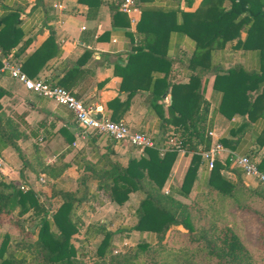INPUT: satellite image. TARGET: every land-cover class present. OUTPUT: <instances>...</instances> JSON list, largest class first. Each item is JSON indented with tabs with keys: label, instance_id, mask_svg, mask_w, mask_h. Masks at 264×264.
<instances>
[{
	"label": "crops",
	"instance_id": "crops-1",
	"mask_svg": "<svg viewBox=\"0 0 264 264\" xmlns=\"http://www.w3.org/2000/svg\"><path fill=\"white\" fill-rule=\"evenodd\" d=\"M120 1L0 0V28L7 15L14 13L17 16L16 34L13 37L16 45L8 55L20 61L21 68L26 63L29 76L63 86L79 99L100 104L104 114L112 120L114 114L117 118L114 120H122L134 130L149 133L153 140L162 145L160 154L166 150H176L177 155L163 191H171L182 202L189 203L197 191L208 187L211 170L201 159L188 198L176 193L193 152L189 143L179 149L169 144L171 138L177 142L175 137L180 134V130L175 125L176 116L169 114L168 107L173 95L181 98L186 95L190 76L199 75L200 78L199 94L208 107L205 124L213 132L211 143L219 142L224 147L216 159L224 164L229 160V153L235 152L249 155L259 164L264 157V142H259L264 133V116L249 120L246 114L224 115L219 109L222 92L215 90L213 83L216 74L226 73L237 66L259 75L264 74V56L261 52L235 46L236 39L227 41L223 48L212 51L210 65L205 69L191 62L197 49L196 41L180 28L184 13L196 12L201 8L202 0H135V7L130 14L119 9ZM54 3L60 7H54ZM222 6L225 10L229 9L230 0H224ZM116 12L122 15H116ZM142 12L145 18L141 21ZM154 32L160 33V39ZM245 35L242 30L240 40ZM49 37L52 44L47 52L55 47L52 57L47 60L41 56L32 59L35 50ZM2 43L8 44L10 39L4 36ZM149 48H153L156 53H152ZM140 49L157 57L153 58L156 61L151 62L147 56H142L144 61L149 60V65L147 63L142 68L137 62L129 64V56ZM2 54L0 47V59L7 56ZM151 63H154L153 68ZM141 72L151 76L152 81L164 79L165 84H168L157 100L162 110L151 104L150 86H140L128 98L129 91L123 85L126 88L133 84L146 85V78L143 81L136 80L137 74ZM114 98H118L121 104L113 108V113L107 103ZM13 144L32 165L37 162L54 165L62 172L56 177L43 172L36 174L29 167H24ZM143 154L142 149L85 133L66 107L26 90L0 69V182L35 191L48 211L47 218L52 219V213L63 202L60 193L63 190V193L81 199L73 208V217L78 221L79 232L82 220L88 216V220H85L88 224L82 230L85 238L103 237L97 233L100 224H106V228L113 231L110 226L115 220H125L115 230L118 234L125 231L119 237L123 243L135 236L138 239L152 234L155 236L152 232L130 230L138 219L136 209L143 198L140 192H131L128 200L119 205L111 201L109 192L104 190L103 186L109 184L100 185L99 175L102 171L125 167L129 160L139 159ZM226 166L221 169V174L230 180L235 178V170L250 188L261 183L245 175L230 160ZM108 182V179L105 180V183ZM94 198L102 199L97 200L99 206L80 207L82 204H91ZM127 208L128 212H133V215L129 214L131 218L125 214L122 216ZM104 212L108 218L99 223ZM22 219L28 230L26 221L35 223L34 229L30 231L34 233L33 239L36 238L39 217L28 212ZM132 221H135L134 224ZM5 234L10 237L11 249L17 251L16 245L14 248L11 245V238L18 234V230L7 220L0 225V245ZM17 253L20 255L25 252Z\"/></svg>",
	"mask_w": 264,
	"mask_h": 264
},
{
	"label": "trees",
	"instance_id": "trees-1",
	"mask_svg": "<svg viewBox=\"0 0 264 264\" xmlns=\"http://www.w3.org/2000/svg\"><path fill=\"white\" fill-rule=\"evenodd\" d=\"M223 2L224 0H202L201 8L196 12L184 13L180 26L196 41L197 49L191 62L205 69L211 62L212 51L223 48L227 41L235 39V46L244 50L258 49L264 56V0H230L231 6L227 10L222 6ZM116 13L122 15L120 12ZM142 13L141 21L145 18V13ZM2 22L0 43L3 44L4 36H7V40L10 39V43L0 47L2 55H8L16 45L13 37L16 34L17 16L9 14ZM138 25L140 26V22ZM242 30L246 35L240 40ZM153 34L160 39L159 32ZM51 44L52 39L49 37L47 42L35 50L32 59L41 56L47 60L52 57L55 47L47 52ZM149 49L156 53L153 48ZM142 56H147L151 62L156 61L153 59L154 55L140 49L129 56L128 63L137 62L143 68L149 60L144 61ZM153 64L151 63V68L154 67ZM1 66L0 59V68ZM22 71L27 74L26 63L22 65ZM145 78L146 85L133 84L129 88L123 85L129 91L128 98L140 86H150L151 104L162 110L157 100L168 84H165L164 79L156 78L152 81L151 76H145L143 72L136 76L138 81ZM124 79L123 75V83ZM189 79L186 95L182 98L173 95L168 107L169 114L176 116L175 125L180 130V134H175L176 141L182 143V148L189 143L193 152L181 186L176 192L184 198H188L191 191L201 152L211 145V137L208 135L210 126L205 124L208 107L199 94V75L190 76ZM213 88L222 92L219 109L224 115L231 117L236 113L246 114L249 120L264 116V74L259 75L237 66L226 73L216 74ZM107 104L113 110L121 103L118 98H114ZM114 119L117 118L113 114ZM259 142H264V133ZM13 145L23 160L24 167H29L36 174L43 172L56 177L62 172V169H57L54 165L38 162L32 165L17 145ZM199 145L201 148H198ZM161 146L154 140L152 147L142 149L144 154L139 159H131L125 167L104 170L99 175L100 185L109 184L107 187L103 186L104 190L109 192L111 201L119 205L128 200L131 192L142 194L143 198L136 209L138 219L130 230L152 232L155 234V242H138L125 253H111L106 260L105 253L110 247L112 233L106 228V224H100L97 233L102 234L103 238L97 247V255L101 261L95 264H264V183L250 188L235 170V178L230 180L221 174V169L227 167L230 159L224 164L216 159L209 173L208 187L197 191L189 203L182 202L171 191H163L177 151L166 150L160 154ZM257 165L264 171V157ZM107 179L109 182L105 183ZM61 195L63 202L52 213V219H49L48 211L35 191L0 182V222L6 216L7 221L23 236L15 242L17 251H14L10 247V237L5 234L0 245V264H84L72 241L73 235L78 232V221L73 217V208L81 199L67 192H62ZM28 212L39 217L38 233L34 239V233L25 228L22 219ZM254 223L260 226L250 236L248 227ZM18 251L25 253L19 255Z\"/></svg>",
	"mask_w": 264,
	"mask_h": 264
},
{
	"label": "built area",
	"instance_id": "built-area-1",
	"mask_svg": "<svg viewBox=\"0 0 264 264\" xmlns=\"http://www.w3.org/2000/svg\"><path fill=\"white\" fill-rule=\"evenodd\" d=\"M54 7H60V5L54 3ZM134 7L135 0H121L119 4V9L127 14H130ZM1 61V71L7 72L11 78L21 83L26 90L66 107L73 113L75 122L85 133L95 134L139 149L154 145L153 137L149 133L134 130L122 120L114 121L110 119L104 114V109L100 104L79 99L72 91L56 83L27 76L22 71L21 62L12 55L3 56ZM208 135L212 136L213 132L209 131ZM169 144L177 149L180 148V143L175 142L172 138L169 140ZM223 150L222 144L214 142L207 150L202 151L200 156L207 163L208 168L211 169L217 156ZM228 156L231 163L240 168L245 175L264 183V171L260 170L257 163L248 155L232 152Z\"/></svg>",
	"mask_w": 264,
	"mask_h": 264
},
{
	"label": "rangeland",
	"instance_id": "rangeland-1",
	"mask_svg": "<svg viewBox=\"0 0 264 264\" xmlns=\"http://www.w3.org/2000/svg\"><path fill=\"white\" fill-rule=\"evenodd\" d=\"M95 135V134H93ZM97 136V135H95ZM46 186V185H44ZM62 193L63 190H60ZM79 196V195H77ZM101 198H104L103 195H101ZM99 201H101L102 199H97ZM95 198L92 199V203H94L95 205L89 204V205H84L82 204L80 207H84V206H99L98 201ZM55 205V204H54ZM79 207V208H80ZM133 208V205L131 206ZM86 211H88L86 209ZM85 211V212H86ZM122 214V213H121ZM128 215L126 217L131 218L130 215H133V212H131V210L128 212V208L126 209L125 213L122 214V216ZM135 215V214H134ZM101 221H98L99 223H103L102 221L105 218H108V214L106 212H104V214L101 215ZM7 218L6 216H4L3 221L0 222V225H2V223L6 222ZM82 220V219H81ZM86 221L88 220V216L87 219H85ZM85 220H82V225H80V231L76 234L73 235V244L76 246L77 250V254H79V258L80 260H82L84 262V264H95L97 262L101 261V258L97 255V247L100 244L99 242H101L102 238L101 236H99L98 238H85L83 236V232L82 230H85L86 228V224H88V222H86ZM131 220V219H130ZM125 220H115L111 223L112 230L110 231L112 233L111 235V239H110V244L109 246H113V248L108 247V250L105 253V259L108 260V257L111 253L113 254H117V253H125L129 248L134 247L138 242L142 243V242H155V236L152 235H147L145 236V238L142 239H138L137 236L135 237H131L127 243H123V240L119 239L120 236H123L125 234V231H121L119 234L115 233V230L117 229V227L119 226V224H123ZM127 221V220H126ZM8 222V221H7ZM26 226L30 229H34L35 223L31 220H27ZM135 221H132V224H134ZM260 224H256L254 223L253 225H249L248 227V233L250 236H253V234L256 232V230L259 229ZM7 228V227H6ZM4 230V229H3ZM18 230V229H17ZM14 237L11 238L12 241V247L14 248L15 246V242L19 241L23 236L22 234L18 231V234L13 235ZM142 260V257H139ZM139 260V259H138ZM33 264V263H32Z\"/></svg>",
	"mask_w": 264,
	"mask_h": 264
}]
</instances>
